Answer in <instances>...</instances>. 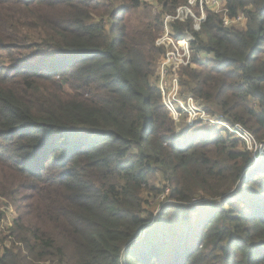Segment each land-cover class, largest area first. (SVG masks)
<instances>
[{
  "label": "trees",
  "instance_id": "obj_1",
  "mask_svg": "<svg viewBox=\"0 0 264 264\" xmlns=\"http://www.w3.org/2000/svg\"><path fill=\"white\" fill-rule=\"evenodd\" d=\"M222 1L245 27L171 23L195 38L181 93L264 142V0ZM186 4L0 0V224L17 213L0 264H264V161L228 131H179L154 81Z\"/></svg>",
  "mask_w": 264,
  "mask_h": 264
},
{
  "label": "built area",
  "instance_id": "obj_2",
  "mask_svg": "<svg viewBox=\"0 0 264 264\" xmlns=\"http://www.w3.org/2000/svg\"><path fill=\"white\" fill-rule=\"evenodd\" d=\"M196 9L199 14L196 13ZM206 10H211L222 16L226 27L238 25L242 18L230 19L229 10L222 0H187V4L178 8L175 15L164 16L165 33L156 44L160 47L166 45L169 49L158 65L154 79L156 86L162 94L163 105L177 125L185 115V123L189 126L196 122H202L211 128L228 131L244 142L246 149L254 158V164L259 165L264 161V142L258 141L252 133L241 125H232L221 120L218 116L210 115L202 102L192 94L184 95L181 93L179 70L181 67H186L192 63V46L195 38L190 32H186L181 40L176 41L173 37L171 23L174 21L184 22L192 18L195 21L194 29L198 31L201 24L206 20Z\"/></svg>",
  "mask_w": 264,
  "mask_h": 264
},
{
  "label": "rangeland",
  "instance_id": "obj_3",
  "mask_svg": "<svg viewBox=\"0 0 264 264\" xmlns=\"http://www.w3.org/2000/svg\"><path fill=\"white\" fill-rule=\"evenodd\" d=\"M157 6H154L151 10H152V12L153 13H157L158 11H157ZM140 12V11H139ZM138 12V13H139ZM140 15H141V13H140ZM142 16V15H141ZM240 24H241V22L239 23L238 22V26L237 27H240ZM235 26H236V24H235ZM242 27V26H241ZM240 27V28H241ZM156 76V75H155ZM155 79V78H154ZM155 81V80H154ZM187 118V117H186ZM183 124H186L185 123V115H183V117L181 118V122L180 123H178V130H180V127H182V125ZM247 150V149H246ZM248 151V150H247ZM257 167V166H256ZM147 195L148 194H145V197H147ZM165 197H166V195L165 194H163V195H161L159 198H157V199H151L150 200V197H148V200H150L149 202H152V204H151V209L152 210H154V215H155V218L157 217V214H158V209H159V204L161 203V202H163L164 200H165ZM0 202L3 204V203H5L6 201H4V199H2V200H0ZM2 208V210L4 209L5 210V208L2 206L1 207ZM17 216V213L16 212H14V210H10L9 212H8V215H7V219H6V221L5 222H1V224H0V233H1V231L5 228V227H9V226H11V223H12V220L15 218ZM2 254V250H1V248H0V255Z\"/></svg>",
  "mask_w": 264,
  "mask_h": 264
},
{
  "label": "crops",
  "instance_id": "obj_4",
  "mask_svg": "<svg viewBox=\"0 0 264 264\" xmlns=\"http://www.w3.org/2000/svg\"><path fill=\"white\" fill-rule=\"evenodd\" d=\"M241 22V24H240V27L242 26V27H245V19H243V18H241L240 20H239V23Z\"/></svg>",
  "mask_w": 264,
  "mask_h": 264
},
{
  "label": "bare ground",
  "instance_id": "obj_5",
  "mask_svg": "<svg viewBox=\"0 0 264 264\" xmlns=\"http://www.w3.org/2000/svg\"><path fill=\"white\" fill-rule=\"evenodd\" d=\"M183 45H185V44H183Z\"/></svg>",
  "mask_w": 264,
  "mask_h": 264
}]
</instances>
